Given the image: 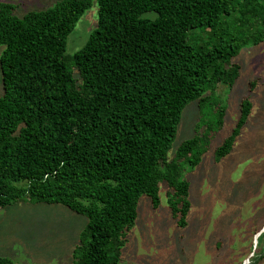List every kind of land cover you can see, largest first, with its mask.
Returning a JSON list of instances; mask_svg holds the SVG:
<instances>
[{"label": "trees", "instance_id": "obj_1", "mask_svg": "<svg viewBox=\"0 0 264 264\" xmlns=\"http://www.w3.org/2000/svg\"><path fill=\"white\" fill-rule=\"evenodd\" d=\"M91 2L57 0L18 16L0 1V208L63 204L88 219L70 264H118L140 196L157 208L162 181L173 219L186 224L183 167L199 163L222 123L225 105L212 93L234 84L233 58L264 41V0H97L96 28L66 54ZM192 29L206 33L205 43L189 42L200 37ZM191 101L200 112L196 133L168 160ZM251 107L242 100L216 160L231 151Z\"/></svg>", "mask_w": 264, "mask_h": 264}, {"label": "rangeland", "instance_id": "obj_2", "mask_svg": "<svg viewBox=\"0 0 264 264\" xmlns=\"http://www.w3.org/2000/svg\"><path fill=\"white\" fill-rule=\"evenodd\" d=\"M0 1L13 3L15 14L22 16L57 0ZM97 14V0H92L67 37L66 54L86 42L97 26ZM189 33L200 34L196 41L189 40L194 46L205 43L204 31ZM3 49L0 45V55ZM233 61L240 65L234 84L229 88L218 84L213 93H207L216 96L217 102L223 99L222 123L211 133L199 163L192 169L183 167L182 177L189 183L186 224L180 226L173 219L167 202L169 187L162 181L157 208L149 196H140L118 264H264V41L246 43ZM73 75L79 76L77 69ZM245 98L252 106L247 121L231 151L216 160V148L231 134ZM199 116L196 101L184 107L168 160L185 139L195 135ZM87 221L85 215L60 203L17 201L1 207L0 257L12 264H70Z\"/></svg>", "mask_w": 264, "mask_h": 264}, {"label": "water", "instance_id": "obj_3", "mask_svg": "<svg viewBox=\"0 0 264 264\" xmlns=\"http://www.w3.org/2000/svg\"><path fill=\"white\" fill-rule=\"evenodd\" d=\"M260 234V232L258 233V234H256L255 236H256V238H257V236Z\"/></svg>", "mask_w": 264, "mask_h": 264}, {"label": "crops", "instance_id": "obj_4", "mask_svg": "<svg viewBox=\"0 0 264 264\" xmlns=\"http://www.w3.org/2000/svg\"><path fill=\"white\" fill-rule=\"evenodd\" d=\"M122 260V259H121Z\"/></svg>", "mask_w": 264, "mask_h": 264}]
</instances>
